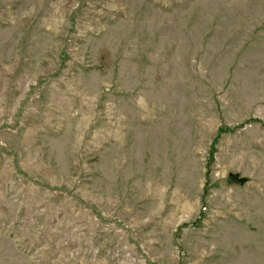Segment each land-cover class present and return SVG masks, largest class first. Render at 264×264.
<instances>
[{
    "label": "rangeland",
    "instance_id": "374dc122",
    "mask_svg": "<svg viewBox=\"0 0 264 264\" xmlns=\"http://www.w3.org/2000/svg\"><path fill=\"white\" fill-rule=\"evenodd\" d=\"M0 264H264V0H0Z\"/></svg>",
    "mask_w": 264,
    "mask_h": 264
},
{
    "label": "water",
    "instance_id": "95a60500",
    "mask_svg": "<svg viewBox=\"0 0 264 264\" xmlns=\"http://www.w3.org/2000/svg\"><path fill=\"white\" fill-rule=\"evenodd\" d=\"M245 182V179L240 178L236 175L231 174L228 176V183L231 185H243Z\"/></svg>",
    "mask_w": 264,
    "mask_h": 264
}]
</instances>
